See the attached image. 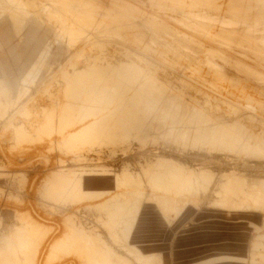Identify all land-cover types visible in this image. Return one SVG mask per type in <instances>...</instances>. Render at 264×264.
Here are the masks:
<instances>
[{"label": "rangeland", "instance_id": "obj_1", "mask_svg": "<svg viewBox=\"0 0 264 264\" xmlns=\"http://www.w3.org/2000/svg\"><path fill=\"white\" fill-rule=\"evenodd\" d=\"M238 1L0 0V264H264V0Z\"/></svg>", "mask_w": 264, "mask_h": 264}, {"label": "bare ground", "instance_id": "obj_2", "mask_svg": "<svg viewBox=\"0 0 264 264\" xmlns=\"http://www.w3.org/2000/svg\"><path fill=\"white\" fill-rule=\"evenodd\" d=\"M185 1H187V0H185ZM191 1H192V0H191ZM194 1H195V0H194ZM220 1H221V0H220ZM231 1H232V0H231ZM242 1H244V0H240V1H238V3L242 2ZM172 2H173V1H172ZM218 2H219V1H218ZM256 2H257V1H256ZM263 2H264V1H263ZM195 3H196V2H195ZM213 3H214V2H213ZM223 3H224V2H223ZM228 3H229V2H228ZM235 3H236V2H235ZM215 4H216V3H215ZM217 4H218V3H217ZM236 4H237V3H236ZM249 4H250V2H249ZM256 4H257V3H256ZM190 5H191V4H190ZM198 5H199V4H198ZM208 6H209V5H208ZM240 6H242V3H240ZM244 6H245V5H244ZM211 7H212V6H211ZM219 7H220V6H219ZM228 7H229V6H228ZM238 7H239V6H238ZM246 7H247V6H245V8H246ZM256 7H258V6H256ZM259 7H260V6H259ZM129 8H130V7H129ZM190 8H191V7H190ZM213 8H214V7H213ZM221 8H222V7H221ZM236 8H237V7H236ZM239 8H240V7H239ZM239 8H238V9H239ZM241 8L243 9V7H241ZM245 8H244V9H245ZM247 8H248V10H249L250 6H248ZM263 8H264V6H263ZM263 8H261V9L263 10ZM230 9H231V8H230ZM252 9H253V8H252ZM256 9H257V8H256ZM258 9H259V8H258ZM219 10H220V9H219ZM246 10H247V9H246ZM246 10H243V12L245 11V13H246ZM250 10H251V9H250ZM134 11H135V10H134ZM215 11H216V10H215ZM215 11H213V12H215ZM221 11H222V10H221ZM221 11H220V12H221ZM230 11H231V10H230ZM260 11H261V10H260ZM263 11H264V10H263ZM263 11L260 12V13H263ZM63 12H64V11H63ZM236 12H237V11H236ZM238 12H239V10H238ZM238 12H237V13H238ZM243 12H242V13H243ZM248 13H249V12H248ZM257 13H258V11H257ZM226 14H227V13H226ZM251 14H252V13H250V15H251ZM258 14H259V13H258ZM233 15H234V14H233ZM236 15H237V14H236ZM245 15H246V14H245ZM247 15H248V14H247ZM256 15H257V14H256ZM226 16H227V15H226ZM228 16H229V15H228ZM261 16H262V14H261ZM261 16H260L258 19L263 20L264 18L262 19L263 16H262V17H261ZM230 17H231V15H230ZM228 18H229V17H228ZM243 18H245V17H243ZM249 19H251V18H249ZM249 19H248V20H249ZM258 19L256 18L257 21H258ZM243 20H244V19H243ZM252 20H253V19H252ZM254 20H255V18H254ZM261 20H259V21H261ZM249 21H250V20H249ZM249 21H248V22H249ZM257 21H256V22H257ZM86 22H87V21H86ZM236 22H237V21H236ZM243 22H245V20H244ZM252 22H253V21H252ZM129 23H130V22H129ZM151 23H152V22H151ZM250 23H251V21L249 22V24H250ZM114 24H115V23H114ZM136 25H137V24H136ZM142 25H143V24H142ZM116 26H117V25H116ZM131 26H132V25H131ZM145 26H147V24H146ZM165 26H166V25H165ZM250 26H251V25H250ZM259 26H260V25H259ZM203 27H204V26H203ZM208 27H209V26H208ZM208 27H207V28H208ZM120 28L122 29V27H120ZM126 28H127V27H126ZM128 28H129V27H128ZM118 29H119V28H118ZM130 29H131V27H130ZM163 29H164V28H163ZM199 29H200V28H199ZM113 30H114V29H113ZM153 30H154V29H153ZM169 30H170V29H169ZM203 30H204V29H203ZM208 30H210V29H208ZM117 31H118V30H117ZM204 31H205V30H204ZM103 32H105V31H103ZM157 32H158V31H157ZM159 32H160V31H159ZM169 32H170V31H169ZM183 32H184V31H183ZM209 32H210V31H209ZM108 33H109V32H108ZM212 33H214V32H212ZM233 33H234V32H233ZM114 34H115V32H114ZM168 34H169V33H168ZM101 35H102V34H101ZM210 35H211V34H210ZM223 35H225V34H223ZM105 36H107V35H105ZM211 36H212V35H211ZM211 36H210V37H211ZM239 36H240V35H239ZM230 37H232V36H230ZM134 38H135V37H134ZM240 38H241V37H240ZM263 38H264V37H263ZM200 39H201V38H200ZM231 39H232V38H231ZM236 39H237V38H236ZM241 39H242V38H241ZM241 39H240V40H241ZM223 40H224V39H223ZM245 40H246V39H245ZM247 40H248V39H247ZM210 41H211V40H210ZM229 41H230V40H229ZM195 43H196V41H195ZM213 43H214V42H213ZM239 43H240V42H239ZM249 43H250V42H249ZM232 44H233V43H232ZM232 44H231V45H232ZM234 44H235V43H234ZM210 45H211V44H210ZM236 45H237V44H236ZM202 46H203V45H202ZM243 46H245V45H243ZM252 46H254V45H252ZM238 47H239V46H238ZM240 47H241V46H240ZM174 48H175V47H174ZM250 48H251V47H250ZM260 51H261V50H260ZM260 53H261V52H260ZM263 54H264V52H263ZM223 59H224V58H223ZM261 59H262V58H261ZM236 61H237V60H236ZM238 62H239V61H238ZM260 62H261V61H260ZM242 68H243V67H242ZM216 73H217V72H216ZM222 74H223V73H222ZM220 76H221V75H220ZM99 81H100V79H99ZM91 101H92V100H91ZM133 114H134V113H133ZM135 115H136V114H135ZM222 135H223V134H222ZM231 136H232V135H231ZM112 225H113V224H112ZM115 226H116V224H115Z\"/></svg>", "mask_w": 264, "mask_h": 264}]
</instances>
